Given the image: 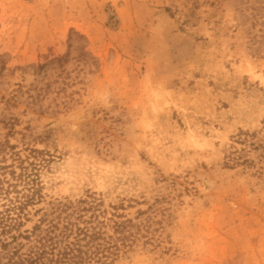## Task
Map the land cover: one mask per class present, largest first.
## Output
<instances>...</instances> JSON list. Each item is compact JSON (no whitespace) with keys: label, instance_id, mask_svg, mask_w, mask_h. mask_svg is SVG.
<instances>
[{"label":"rangeland","instance_id":"obj_1","mask_svg":"<svg viewBox=\"0 0 264 264\" xmlns=\"http://www.w3.org/2000/svg\"><path fill=\"white\" fill-rule=\"evenodd\" d=\"M262 146L264 0H0L18 254L84 208L96 264H264Z\"/></svg>","mask_w":264,"mask_h":264},{"label":"trees","instance_id":"obj_2","mask_svg":"<svg viewBox=\"0 0 264 264\" xmlns=\"http://www.w3.org/2000/svg\"><path fill=\"white\" fill-rule=\"evenodd\" d=\"M264 151V146H262ZM82 209L67 212L64 217H58L57 221L44 220L35 225L30 235L31 246L27 253L18 254L15 247L2 238L11 225L1 218L2 229L0 231V264H96L99 262L95 249V241L105 240L109 246L113 240L102 231L101 224L96 216L83 214ZM87 211V210H86ZM120 225L116 226L118 233ZM15 238L12 237V240ZM107 240V241H106ZM110 241V242H109ZM15 250V251H14Z\"/></svg>","mask_w":264,"mask_h":264}]
</instances>
